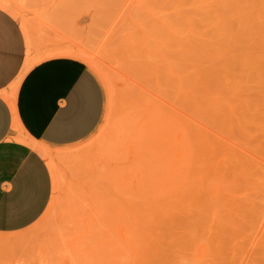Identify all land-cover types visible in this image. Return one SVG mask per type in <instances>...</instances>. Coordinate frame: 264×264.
Listing matches in <instances>:
<instances>
[{
  "label": "rangeland",
  "instance_id": "obj_1",
  "mask_svg": "<svg viewBox=\"0 0 264 264\" xmlns=\"http://www.w3.org/2000/svg\"><path fill=\"white\" fill-rule=\"evenodd\" d=\"M0 4L29 65L77 58L107 96L87 140L44 152L52 197L23 251L53 264H264V0ZM10 253L0 245L4 264Z\"/></svg>",
  "mask_w": 264,
  "mask_h": 264
},
{
  "label": "crops",
  "instance_id": "obj_2",
  "mask_svg": "<svg viewBox=\"0 0 264 264\" xmlns=\"http://www.w3.org/2000/svg\"><path fill=\"white\" fill-rule=\"evenodd\" d=\"M28 59L18 18L0 4V245H11L9 264H53L22 249L24 232L52 197L44 152L87 140L103 121L107 96L97 72L77 58Z\"/></svg>",
  "mask_w": 264,
  "mask_h": 264
},
{
  "label": "bare ground",
  "instance_id": "obj_3",
  "mask_svg": "<svg viewBox=\"0 0 264 264\" xmlns=\"http://www.w3.org/2000/svg\"><path fill=\"white\" fill-rule=\"evenodd\" d=\"M195 51H196V50H195ZM222 104H223V103H222ZM154 105H155V104H154ZM152 108H153V107H152ZM161 108H162V106H161ZM153 109H154V108H153ZM161 110H163V109H161ZM151 112H152V110H150V112H148V113L150 114ZM164 113H165V112H164ZM168 113H170V112H168ZM161 114H163V113H161ZM152 115H153V114H151L150 116H152ZM158 115H159V114H158ZM169 115H171V114H169ZM150 116L148 115V118H150ZM164 116H165V115H164ZM164 116H163L162 118H160V117H159V118H160L161 120L164 118L162 121L165 120L166 125H167V126L169 125V127H170V126L172 127V125H173L175 122L173 121L174 123L171 125V123H172V122H171V119H172L174 116H169V117H168V115H167V117H164ZM152 117H155V116H152ZM152 117H151V118H152ZM171 117H172V118H171ZM165 118H166V119H165ZM167 118H169L168 120L171 122L170 124H169ZM156 119H158V116L156 117ZM173 119H174V118H173ZM177 119H178V118H177ZM152 121H153V118H152L151 121H148V122H152ZM159 122H160V121H159ZM167 122H168V123H167ZM143 123H144V121H143ZM145 123H146V122H145ZM155 123H156V122H155ZM163 123H164V122H163ZM163 123H161V124H163ZM156 124H157V123H156ZM141 125L143 126L144 124H141ZM141 125H140V126H141ZM160 126H161V125H160ZM167 126H166V129H168ZM144 127H145V125H144ZM146 127H147V126H146ZM161 127H162V126H161ZM142 128H143V127H142ZM148 128H151V127H148ZM173 128H175V126H174ZM140 129H141V128H140ZM175 129H176V128H175ZM143 130H145V129H143ZM148 130H149V129H148ZM160 130H161V129H160ZM169 130H170V129H169ZM169 130H166L165 132H167V131H169ZM149 131H150V130H149ZM161 131H162V130H161ZM171 131H173L172 128H171ZM144 132H145V131H144ZM152 132H153V131H152ZM158 132H159V133H158V136H160V135H161V134H160L161 132H160V131H158ZM162 133H164V132H162ZM115 134H116V133H115ZM141 134H143V132H142ZM156 134H157V133H156ZM159 134H160V135H159ZM164 134H166V133H164ZM168 134H169V132H168ZM147 136H148V135H147ZM141 137H142V135H141ZM137 139H138V137H137ZM141 139H142V138H141ZM142 140H143V139H142ZM159 142H160V141H159ZM169 143H170V142H169ZM122 146H123V145H122ZM122 146H121V147H122ZM160 146H161V145H160ZM165 146H166V145H165ZM152 147H153V146H152ZM156 147H157V146H156ZM121 149H122V148H121ZM116 157H117V156H116ZM158 159H159V158H158ZM198 161H199V160H198ZM209 161H210V160H209ZM187 162H188V161H187ZM192 165H193V164H192ZM139 167H140V166H139ZM200 167H201V166H200ZM195 176H196V175H194V177H195ZM207 182H208V181H207ZM236 183H237V182H236ZM228 184H229V183H228ZM233 184H234V183H233ZM193 185H194V183H193ZM196 185H197V184H196ZM229 185H230V184H229ZM209 186H210V185H209ZM232 186H233V185H232ZM213 200H214V199H213ZM223 204H224V202H223ZM200 210H201V209H200ZM108 248H109V247H108ZM112 259H113V258H112Z\"/></svg>",
  "mask_w": 264,
  "mask_h": 264
}]
</instances>
